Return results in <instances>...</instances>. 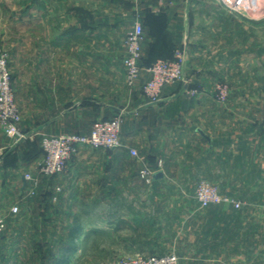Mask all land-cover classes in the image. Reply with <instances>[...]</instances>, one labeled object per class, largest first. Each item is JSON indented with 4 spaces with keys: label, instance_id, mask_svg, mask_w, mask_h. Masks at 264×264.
Instances as JSON below:
<instances>
[{
    "label": "crops",
    "instance_id": "obj_1",
    "mask_svg": "<svg viewBox=\"0 0 264 264\" xmlns=\"http://www.w3.org/2000/svg\"><path fill=\"white\" fill-rule=\"evenodd\" d=\"M117 1L80 0L83 10H46V22L25 26L32 41L46 37L47 52L31 57L30 115L24 114L23 130L35 137L13 144L0 123V211L8 214L14 205L23 211L30 200L31 215L44 214L65 237L76 223L71 217L76 206L92 200L100 206L123 191L128 207L153 208L152 228L134 225L138 235L155 232L159 238L166 201L144 202L134 192H158L174 176L180 183L201 176L224 191L254 190V205L263 207L264 76L256 68V47L248 48L244 20L230 10H214L201 26L199 0H141L138 14L133 2L129 10ZM32 15L38 20L39 10ZM137 19L144 25V69L134 87L120 89L126 81L125 39ZM252 24L256 28L257 22ZM5 32L0 30L3 42ZM178 49L186 54V82L166 86L162 100L152 104L142 90L149 78L146 68L158 59H173ZM220 81L230 89L226 103L216 98ZM124 108L129 110L121 148H84L62 174L40 173L44 152L36 136L88 135L96 120ZM130 148L138 150L139 159ZM147 167H161L163 176L147 183L140 174ZM28 172L40 179L31 199ZM234 222L238 229L208 233L207 264H264V215L239 216ZM74 233L82 236L85 230Z\"/></svg>",
    "mask_w": 264,
    "mask_h": 264
},
{
    "label": "rangeland",
    "instance_id": "obj_2",
    "mask_svg": "<svg viewBox=\"0 0 264 264\" xmlns=\"http://www.w3.org/2000/svg\"><path fill=\"white\" fill-rule=\"evenodd\" d=\"M199 1L202 7L199 10L201 26H206L207 14L214 10H230L244 20L247 25L248 48L254 50L256 47V68L259 71L261 67L264 76V0ZM79 2L80 0H0V30H6L8 35L6 42L0 38V55L7 54L12 93L22 118L19 128L26 136L22 141L35 137L23 130L26 122L24 114L30 115L31 57L32 54L38 53L41 56L47 52L46 37L32 41L31 32L25 26L37 21L46 22V10H83L79 7ZM132 2L138 14L140 0H118L117 4L123 8L128 6L130 10ZM34 10L40 12L38 20L32 15ZM223 17L226 18L227 15ZM254 21L257 22L256 28L252 24ZM254 38L256 46L252 43ZM254 57L252 56V60ZM219 83L223 82L217 84ZM124 87H130L127 81L123 84L120 82V89ZM128 110L124 108L123 114ZM44 136H36L39 143H42ZM173 179L177 177L174 176L169 180L167 188L158 192H134V198L144 202L160 199L166 201L163 208L166 212L161 217V225L164 226L162 237L155 236V232H147L145 236L138 235L133 226L152 228L151 222L155 215L151 212L153 208L148 206L128 207L127 192H117L115 199L104 200L100 206L93 200L76 206V213L71 217H79L85 234H76L75 238L69 233L61 237L63 232L58 228L60 225L46 222L44 212L41 217L35 213L31 215L32 204L29 200L23 211L8 217L7 229L0 235V264H117L136 254L163 255L172 252L178 255V264H207L206 242L210 231L238 229V223L234 221L239 216L264 215V206L254 205V200L258 197L254 190L224 191L220 184L211 182L222 194L240 199L244 205L241 209L228 204L201 208L196 200V187L200 180L206 179L190 176L186 177L185 183ZM29 189L26 197L31 199ZM244 194L247 198L243 197Z\"/></svg>",
    "mask_w": 264,
    "mask_h": 264
},
{
    "label": "built area",
    "instance_id": "obj_3",
    "mask_svg": "<svg viewBox=\"0 0 264 264\" xmlns=\"http://www.w3.org/2000/svg\"><path fill=\"white\" fill-rule=\"evenodd\" d=\"M141 1V0H140ZM143 42L144 25L137 19L133 28L127 33L125 39L126 56L124 65L126 69V81L130 87H134L143 65ZM185 52L176 50L175 57L161 58L156 60L146 70L149 74L148 80L144 83L142 90L150 103L156 104L162 100V91L168 86L178 82L185 81ZM216 98L218 101L226 103L229 99L230 89L226 83H219L215 87ZM196 93V90L192 92ZM123 112H119L109 119L96 120L88 135L78 133H64L59 135H45L41 140V146L44 151V159L40 165V173L46 177H53L65 172L69 162L84 148L92 150L99 149H118L123 146L121 140ZM22 118L15 102L12 88L11 75L7 65V54L0 55V123L5 129L7 136L12 139L13 144L26 139V136L20 131ZM130 153L134 158L139 159V152L130 148ZM158 169L144 168L140 174L147 183H152L153 176ZM25 179L31 183L30 195L36 194L40 179L37 175L26 173ZM60 188L57 189V192ZM55 196L53 201H57ZM196 200L201 208H207L211 205L228 204L236 209H241L244 202L232 196L222 194L218 187L207 181L200 180L196 187ZM20 212L19 205L10 208L8 214L16 215ZM8 214L0 211V235L7 229ZM179 257L176 253L163 255H144L136 254L133 257L120 260L117 264H178Z\"/></svg>",
    "mask_w": 264,
    "mask_h": 264
},
{
    "label": "trees",
    "instance_id": "obj_4",
    "mask_svg": "<svg viewBox=\"0 0 264 264\" xmlns=\"http://www.w3.org/2000/svg\"><path fill=\"white\" fill-rule=\"evenodd\" d=\"M154 63V62H153ZM152 63V64H153ZM152 64H149L147 67H149V66H151ZM41 150L43 151V149L41 148ZM44 152V151H43ZM51 199V198H50ZM82 228V226H81V222H79L78 221V218H76V223H75V225L73 226V231H72V233H71V235H72V237H74L75 238V236H74V232L77 230H79V229H81Z\"/></svg>",
    "mask_w": 264,
    "mask_h": 264
},
{
    "label": "water",
    "instance_id": "obj_5",
    "mask_svg": "<svg viewBox=\"0 0 264 264\" xmlns=\"http://www.w3.org/2000/svg\"><path fill=\"white\" fill-rule=\"evenodd\" d=\"M162 176H163V173H162V171L160 170V171H157V172L154 174L153 178H154V179H158V178H160V177H162Z\"/></svg>",
    "mask_w": 264,
    "mask_h": 264
}]
</instances>
